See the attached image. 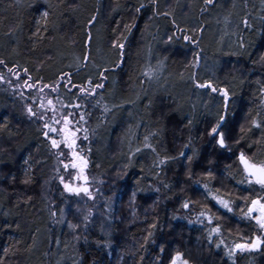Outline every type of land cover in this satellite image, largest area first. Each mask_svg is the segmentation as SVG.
Here are the masks:
<instances>
[{
  "label": "trees",
  "instance_id": "trees-1",
  "mask_svg": "<svg viewBox=\"0 0 264 264\" xmlns=\"http://www.w3.org/2000/svg\"><path fill=\"white\" fill-rule=\"evenodd\" d=\"M141 4L145 7L136 12ZM45 10L47 21L41 19ZM241 37L250 44L248 53L225 55L239 51ZM114 41L124 43L123 57ZM193 53L200 57L197 82L211 81L234 93L224 125L231 151L214 148L207 135L224 112V100L218 92L194 87ZM262 54L264 0H214L208 6L204 0H66L63 6L60 0H0V60L5 61L0 64V262L169 264L180 251L189 264H264V246L227 254L258 233L242 209L243 197H258L259 188L237 183L242 178L237 154L264 160ZM105 68L110 70L102 80ZM148 68L154 70L152 79L143 75ZM28 76L32 89L24 84ZM97 83L103 87L89 95ZM44 84L50 87L40 93ZM42 95L80 106L75 120L84 115L79 126L88 130V139L78 133L77 151L88 161L91 200L63 192L57 169L71 178L45 140L42 122L25 111L33 98L39 105ZM56 108L59 113L61 105ZM70 111L63 108L65 115ZM253 119L260 128L252 126ZM145 136L151 148L143 147ZM188 156H194L191 163ZM165 157L175 159L160 165ZM204 184L213 195L219 190L231 199L233 212L216 204ZM185 201L191 202L189 209L183 208ZM201 211L212 215L211 225L206 218L196 222ZM217 224L220 232L210 242L208 231Z\"/></svg>",
  "mask_w": 264,
  "mask_h": 264
},
{
  "label": "snow or ice",
  "instance_id": "snow-or-ice-1",
  "mask_svg": "<svg viewBox=\"0 0 264 264\" xmlns=\"http://www.w3.org/2000/svg\"><path fill=\"white\" fill-rule=\"evenodd\" d=\"M157 0H152L153 4H156ZM66 3V0H60V5L63 6ZM214 3V0H204L205 6L212 5ZM69 8H71L73 11L75 8L73 5H68ZM145 7L144 4H141L138 8H136V12H140L141 9ZM155 13V9H154ZM50 13L49 11L45 10L41 13V19L47 21ZM163 15L167 16L169 13L165 12ZM96 17L93 16L89 21L88 24L92 25L95 21ZM39 24V21L37 22ZM173 23H175L173 21ZM244 25L246 28L250 27L247 20L244 21ZM128 31L131 29L129 26H125ZM179 31L183 32L182 29H178ZM90 35V33H89ZM126 39V37H125ZM185 40L192 39L191 37L185 35ZM172 40V37H169V41ZM113 47H118L121 51V56L123 57V50H124V43H117L113 42ZM237 47L239 49L238 52H231V53H225V55H237V56H244L248 53V48L250 47V44H246L244 41V38L241 37ZM193 56L196 60V64L193 65L194 67L199 64L200 57L197 53H193ZM87 59V57H85ZM259 62L264 64V54H262L259 58ZM5 61L0 60V64H4ZM253 63H256L254 61ZM118 67V65H117ZM110 69L105 68L101 73V79H106L105 73H107ZM9 72H12L13 70L11 68L8 69ZM25 74L27 75L28 69H25ZM17 78H19V73H15ZM68 75V74H65ZM143 75L147 79H152L154 77V70L151 68L146 69L143 72ZM3 80V76H0V81ZM32 80L31 76H28V79L24 81V84L29 88L32 89L35 87L34 84L30 83ZM71 82L70 76H69V83ZM244 81L242 80L241 83ZM89 84H91V81H89ZM193 84L198 89H210L212 93H219L224 100V112L223 114L219 115V118L216 120V122L210 127V130H208L207 135L208 137L215 142L214 148L218 147L221 150H229L231 151L228 143V131L225 129L224 125L227 121V112H228V106L230 104V95H234V93L230 94L229 89L226 87H216L211 81H206L205 83H199L195 80L193 77ZM50 85L44 84L43 87L39 88L38 91L40 93H43L44 88H49ZM103 83H97L95 85V88L89 92V95H92L95 93L96 88H102ZM52 92H56L57 89L55 87L51 88ZM81 92H85L86 89L80 88ZM259 93L261 96V103L264 104V87H261L259 89ZM21 96H23V93H21ZM35 99L33 98V104L26 106V113L29 118L42 122V134L45 138V140H48L51 145L52 150H56V156L58 163L63 165V169L65 173L69 177H71V180L66 182L65 176L60 175V170L57 169V176L59 179V183L63 185L64 192L69 194H74L76 196H80L81 193H83L85 196L88 197V199H93V195L90 192L89 187H87L88 183V177L85 175V170L88 167V161L85 159V157L80 154V152L77 151L78 141L80 140V136L78 133L83 131L85 134L83 136L84 140L88 139V130L86 128L81 129L79 126L82 121H84L85 117L83 114L80 115L79 120H75V111L79 110V104L76 105H67L65 106L62 101H60L58 98L54 102L53 99L49 98L47 99V104L43 103L44 97L40 96L39 99L41 100V103L39 105L35 104ZM59 103L61 105V110L59 111V114H57L58 110L56 108V104ZM64 107L73 108L74 111L68 112L66 115L63 112ZM107 111V109H105ZM51 112L52 115L49 116L48 113ZM192 121L189 120V124H191ZM251 124L255 128H260L261 125L258 123L255 119L251 121ZM245 129L241 127V132L243 133ZM242 139V137H241ZM145 143L143 145L144 148H151V144L148 143L149 137L145 136L144 138ZM235 144L240 143V139H236ZM190 147V143L185 144L184 148ZM67 149V151H65ZM141 149L137 148L136 152H140ZM152 151L155 152V148H152ZM185 153L183 151L180 152V156H184ZM195 156V153H194ZM194 156H188L187 159L189 163L194 159ZM131 159V156L129 157ZM169 159H175L170 157H165L164 159L159 161L160 165L165 164V162ZM238 170H242V178L237 181L239 184L247 183L249 186H259V189L261 192H264V160L257 161L254 157H249L246 155L244 151H241L238 156ZM27 163V161H25ZM211 163V161H209ZM72 170H75L76 174L73 175ZM207 175L210 177L212 173L209 171ZM14 180L15 177H12ZM71 181H76L77 183L74 185ZM24 183H28L27 180L24 181ZM199 183V181H197ZM165 187H168V185H164ZM202 187L205 188L206 192L211 196V199L216 202L221 208L226 209L228 212H233V201L231 199H225L220 195L219 190H217L216 194L211 193V189L208 188L207 184L202 185ZM159 189H157L158 191ZM133 197H135V193H133ZM245 201L244 208H246V211L242 209V216L244 219L248 220L249 222H254L256 228L258 229V233L254 234L253 237L250 239V242H244V243H236L233 248L228 250V255L231 257L233 253H235L237 250L239 251H255L260 249L262 246H264V196H258L256 198H252L250 196L243 197ZM250 201V203H248ZM191 205L190 201H185L183 203L184 209H189ZM61 213H63V209H60ZM52 216L56 215V212H51ZM91 213L89 212L88 215L84 216V220L87 221ZM206 218L208 220V223L211 225L213 223V217L212 215L208 214L206 211H201L199 215L196 217L197 223H203V219ZM189 223H192L190 220ZM19 227V226H17ZM69 227H75L74 225L69 224ZM151 227H155V225H152ZM220 232V226L217 224L215 227H212L208 231V239L211 242L213 239L214 233ZM151 236L152 233H149ZM147 239V238H146ZM217 247H219V244H217ZM7 251V249H5ZM160 251H164V247L161 246ZM2 264V262H0ZM169 264H189V261L184 257V254L180 251H176L175 254H173L170 258Z\"/></svg>",
  "mask_w": 264,
  "mask_h": 264
},
{
  "label": "bare ground",
  "instance_id": "bare-ground-1",
  "mask_svg": "<svg viewBox=\"0 0 264 264\" xmlns=\"http://www.w3.org/2000/svg\"><path fill=\"white\" fill-rule=\"evenodd\" d=\"M190 64V63H189ZM196 64V60H194L193 62H191V66H192V69H191V76H190V79L191 80H193V77L195 76V71H196V69L198 68V66H199V64L198 65H196L195 67L193 66V65H195ZM194 75H193V74ZM194 85V84H193ZM194 87H195V85H194ZM197 90H198V88H196ZM202 90H204V89H202ZM207 91H209L210 89H206ZM211 91V90H210ZM120 104V103H119ZM118 104V105H119ZM239 154V153H238ZM238 154H237V156H238ZM237 162H238V160H237ZM217 164L218 165H221L222 164V161L221 160H219L218 162H217ZM88 168V167H87ZM87 168H86V170H87ZM85 170V171H86ZM55 176V175H54ZM77 182H75V181H73V184L75 185ZM88 183H89V181H88ZM88 183H87V187H89V185H88ZM62 186V190H63V192H64V189H63V185H61ZM89 189H91L90 187H89ZM99 191V190H98ZM90 192H91V190H90ZM65 194H67V195H69V196H76V195H74V194H69V193H66V192H64ZM92 193V192H91ZM100 193H102V195H104L103 194V191H100ZM105 193V192H104ZM82 195H84L83 193H81ZM87 197V196H86ZM88 198V197H87ZM100 199H101V196H100ZM116 201H117V199H116ZM116 201H114V200H111V203H116ZM77 208H79L78 206H76ZM76 207H74V209H73V211H74V213L75 212H77L78 213V209L76 208ZM78 214H80V213H78ZM93 217V216H92ZM97 218L98 217H96L95 219H93L92 221H90L88 224H87V226L85 227V229H86V232L87 231H89V229L91 228L90 226H88V225H91L93 222H95L94 220H96L97 221ZM118 223H122L123 221L122 220H120V221H117ZM103 233H105L104 231H102ZM102 232H100V233H102ZM98 234H99V232H97ZM99 236V235H98Z\"/></svg>",
  "mask_w": 264,
  "mask_h": 264
},
{
  "label": "rangeland",
  "instance_id": "rangeland-1",
  "mask_svg": "<svg viewBox=\"0 0 264 264\" xmlns=\"http://www.w3.org/2000/svg\"><path fill=\"white\" fill-rule=\"evenodd\" d=\"M42 96L44 97L43 103H44V104H47V99L45 98L44 95H42ZM40 103H41V100H40ZM57 114H59V113L57 112ZM48 115L51 116L52 113L49 112ZM72 172H73V175L76 174L75 170H72ZM85 175L88 177L87 170L85 171ZM68 177H69V176H68ZM69 178H71V177H69ZM67 181H69V180H66V182H67ZM75 182H76V181H75ZM72 183H73V182H72ZM88 185H89V187H90V184H89V183H88ZM255 186H256V185H255ZM256 187L259 188V186H256ZM90 188H91V187H90ZM90 190H91V192H92V189H90ZM233 247H234V245H233L231 248H233ZM231 248H230V249H231ZM247 252H248V251H239V250H237L235 253H233L232 256H234V255L237 254V253L244 254V253H247Z\"/></svg>",
  "mask_w": 264,
  "mask_h": 264
},
{
  "label": "flooded vegetation",
  "instance_id": "flooded-vegetation-1",
  "mask_svg": "<svg viewBox=\"0 0 264 264\" xmlns=\"http://www.w3.org/2000/svg\"><path fill=\"white\" fill-rule=\"evenodd\" d=\"M258 195L259 196H264V192H261L260 189H258ZM254 223V222H253ZM261 249V248H260ZM260 249L255 250V252H258Z\"/></svg>",
  "mask_w": 264,
  "mask_h": 264
}]
</instances>
